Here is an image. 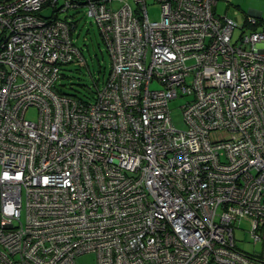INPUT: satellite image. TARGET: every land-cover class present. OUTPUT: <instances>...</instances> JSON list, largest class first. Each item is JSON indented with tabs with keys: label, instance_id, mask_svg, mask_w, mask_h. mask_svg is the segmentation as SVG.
<instances>
[{
	"label": "built area",
	"instance_id": "2783aa9c",
	"mask_svg": "<svg viewBox=\"0 0 264 264\" xmlns=\"http://www.w3.org/2000/svg\"><path fill=\"white\" fill-rule=\"evenodd\" d=\"M113 1L0 0V264H264L261 12L234 38L219 0ZM81 6L111 62L86 101L56 91Z\"/></svg>",
	"mask_w": 264,
	"mask_h": 264
},
{
	"label": "rangeland",
	"instance_id": "374dc122",
	"mask_svg": "<svg viewBox=\"0 0 264 264\" xmlns=\"http://www.w3.org/2000/svg\"><path fill=\"white\" fill-rule=\"evenodd\" d=\"M62 0H60V3ZM118 1L112 2V7H119ZM148 15L150 18H158L159 5L157 3L148 2ZM250 10H257L261 12V17L264 20V0H232L230 5H227L223 0H219L215 5V13L218 15H226L233 19L237 26L234 30V38L241 32L240 25L243 23ZM66 17L67 19L76 21V28L73 30V40L75 45L80 48V51L85 60L84 63L80 61H73L64 64V70L69 77L62 81L66 83V88L69 93H75L69 88L70 82L74 83L76 93L79 97L92 100L96 87H102L110 70V57L106 51L104 41L100 35L98 25L92 16L87 14L85 6H81L78 10H68L67 12H60L59 17ZM264 27V24H259L258 29ZM78 69V71L74 70ZM97 80V86L94 82ZM81 83L83 86L77 85ZM152 88L159 87L158 83L151 82ZM186 97L178 96L170 100V116L172 123L179 129L186 128L183 119L182 110L180 106L186 101ZM29 119H36L37 112L33 106L25 113ZM1 216V213H0ZM24 216V213L22 214ZM248 223L244 221L240 223V228H235V236L237 238V247L251 252L252 250H260L261 244L248 241V234L245 230ZM236 226V225H235ZM77 264H97L96 253L86 251L76 256Z\"/></svg>",
	"mask_w": 264,
	"mask_h": 264
},
{
	"label": "trees",
	"instance_id": "16d2710c",
	"mask_svg": "<svg viewBox=\"0 0 264 264\" xmlns=\"http://www.w3.org/2000/svg\"><path fill=\"white\" fill-rule=\"evenodd\" d=\"M64 70H66V69H64V67H61V72H60L59 81H58V83H57V85H56V91L59 92V93H61V94H66V95L73 96V97L77 98L78 100L86 101L87 99L81 98V97H79V96L77 95V93H76V89H75V87L73 86L74 83L70 82L69 88H70L71 90H74L75 93H69V92L67 91V88L65 87V86H66V83L63 82L62 80L65 79V78H67V77H69V75L66 74ZM74 70L78 71V69H74ZM94 82H95V84H96V86H97V80L94 79ZM77 85L83 86L81 83H78ZM97 90H98V86L96 87L95 94H96ZM94 97H95V95H94ZM94 97H93V98H94ZM248 252H249V251H248Z\"/></svg>",
	"mask_w": 264,
	"mask_h": 264
}]
</instances>
